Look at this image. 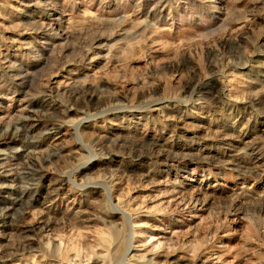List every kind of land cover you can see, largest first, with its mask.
Wrapping results in <instances>:
<instances>
[{"label":"rangeland","instance_id":"rangeland-1","mask_svg":"<svg viewBox=\"0 0 264 264\" xmlns=\"http://www.w3.org/2000/svg\"><path fill=\"white\" fill-rule=\"evenodd\" d=\"M0 264H264V0H0Z\"/></svg>","mask_w":264,"mask_h":264}]
</instances>
